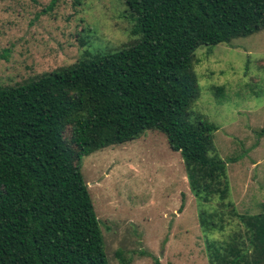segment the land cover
I'll use <instances>...</instances> for the list:
<instances>
[{
	"label": "trees",
	"instance_id": "16d2710c",
	"mask_svg": "<svg viewBox=\"0 0 264 264\" xmlns=\"http://www.w3.org/2000/svg\"><path fill=\"white\" fill-rule=\"evenodd\" d=\"M121 1L133 43L84 50L69 65L0 86V264H105L80 161L144 130L162 133L185 165L222 173L221 161L205 158L216 126L188 114L198 95L194 51L264 29V0ZM214 183L225 193L223 178ZM215 218L198 212L206 238L225 227ZM237 242L206 239L208 264L246 261L245 251L231 253Z\"/></svg>",
	"mask_w": 264,
	"mask_h": 264
},
{
	"label": "rangeland",
	"instance_id": "374dc122",
	"mask_svg": "<svg viewBox=\"0 0 264 264\" xmlns=\"http://www.w3.org/2000/svg\"><path fill=\"white\" fill-rule=\"evenodd\" d=\"M76 2L0 0V86L69 65L84 50L135 41L121 0ZM192 71L198 95L188 114L216 126L205 158L223 163L216 174L227 190L220 192L215 173L185 165L155 129L83 156L105 264H208L205 240L222 244L231 235L238 240L231 253H246L240 264L264 258V29L197 47ZM200 209L214 210L223 231L206 238Z\"/></svg>",
	"mask_w": 264,
	"mask_h": 264
}]
</instances>
